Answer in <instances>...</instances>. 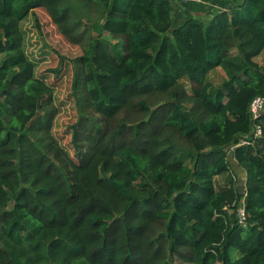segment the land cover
<instances>
[{
  "label": "trees",
  "instance_id": "obj_1",
  "mask_svg": "<svg viewBox=\"0 0 264 264\" xmlns=\"http://www.w3.org/2000/svg\"><path fill=\"white\" fill-rule=\"evenodd\" d=\"M226 1L202 20L173 0H0V264H264V113L239 145L264 97V0ZM37 9L81 49L75 106L104 124L87 157L58 147L62 65L38 72Z\"/></svg>",
  "mask_w": 264,
  "mask_h": 264
},
{
  "label": "rangeland",
  "instance_id": "obj_2",
  "mask_svg": "<svg viewBox=\"0 0 264 264\" xmlns=\"http://www.w3.org/2000/svg\"><path fill=\"white\" fill-rule=\"evenodd\" d=\"M34 14L31 15L30 21L25 24L26 28L32 30L30 44L33 45L29 47V51L37 57H41V54L46 53L47 58L39 67L38 72L42 73L49 69H56L62 65L61 79L57 82L56 94L57 104L62 105V110L56 120L54 128V134L58 140V147L65 161L67 157L76 159L78 152L82 157H87L92 152L94 142L98 137L99 131L103 129L104 124L95 112H89L85 118H81L75 106V100L71 91L72 64L70 61L81 54V49L67 42L44 9H37ZM34 16L38 19V27L36 26ZM203 16H206V18L202 20H207V17H209L207 15ZM259 62L263 63L262 57L259 59ZM223 78L224 74L221 70L210 74V80L216 86L222 82ZM55 80L56 75L50 79V82L53 83ZM74 134H76L75 140L78 145L77 148L73 142ZM59 163H61L60 159L54 161L56 173H61L57 168V164ZM65 174L66 185L69 187L72 172L65 169ZM36 175L37 173L34 170H25V179L28 182L35 179ZM219 181L221 185H224L226 178L224 177V179H220ZM238 256L239 254L231 251L233 260Z\"/></svg>",
  "mask_w": 264,
  "mask_h": 264
},
{
  "label": "built area",
  "instance_id": "obj_3",
  "mask_svg": "<svg viewBox=\"0 0 264 264\" xmlns=\"http://www.w3.org/2000/svg\"><path fill=\"white\" fill-rule=\"evenodd\" d=\"M173 1L183 4H204L206 2V0H173ZM263 113H264V97H257L252 101L250 106L251 118L255 123L254 130L250 136L241 140L239 144L240 146L249 145L253 140L262 137L263 133H262L261 125L257 124L256 121ZM235 148L236 146L231 147L229 149V153H228L229 157L232 158V151H234ZM237 218L241 227L247 229L249 226V222H248V215L245 209L244 201L241 202L239 208L237 209Z\"/></svg>",
  "mask_w": 264,
  "mask_h": 264
},
{
  "label": "crops",
  "instance_id": "obj_4",
  "mask_svg": "<svg viewBox=\"0 0 264 264\" xmlns=\"http://www.w3.org/2000/svg\"><path fill=\"white\" fill-rule=\"evenodd\" d=\"M227 6L228 1L226 0H206L204 4H186L184 7L181 8L182 14H185V17H196L199 19H203L206 18V16L203 15H207L209 16L207 17V20H209L217 9H223V7L226 8ZM182 14L181 16H183ZM260 58L261 57L255 59V61L262 65L263 63L259 62ZM231 163L233 170L236 176L238 177L237 186L239 187L240 191L244 194L246 192V172L234 159Z\"/></svg>",
  "mask_w": 264,
  "mask_h": 264
}]
</instances>
